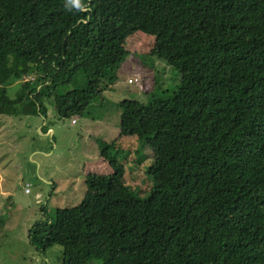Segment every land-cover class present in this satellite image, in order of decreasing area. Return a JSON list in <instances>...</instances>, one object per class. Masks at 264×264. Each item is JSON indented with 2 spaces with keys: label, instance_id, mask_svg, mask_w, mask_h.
Masks as SVG:
<instances>
[{
  "label": "trees",
  "instance_id": "1",
  "mask_svg": "<svg viewBox=\"0 0 264 264\" xmlns=\"http://www.w3.org/2000/svg\"><path fill=\"white\" fill-rule=\"evenodd\" d=\"M79 3L0 0V113L31 97L44 116L50 95L58 117L85 113L135 30L178 78L116 102L118 134L150 147L148 187L100 141L111 171L85 173L79 201L43 209L28 242L58 244L60 264H264V0Z\"/></svg>",
  "mask_w": 264,
  "mask_h": 264
},
{
  "label": "rangeland",
  "instance_id": "2",
  "mask_svg": "<svg viewBox=\"0 0 264 264\" xmlns=\"http://www.w3.org/2000/svg\"><path fill=\"white\" fill-rule=\"evenodd\" d=\"M152 43V36L140 30L128 34L124 45L129 52L116 70L112 88L104 89L79 116L58 117L52 95L42 99L44 116L31 97L0 113V264H60L61 247L54 243L43 251L35 248L27 240V229L43 216V209L53 217L56 207L78 202L85 173L111 171L98 142L114 139L124 180L148 187L145 170L151 162L150 147L138 148L134 135L118 134L116 102L128 97L145 101L153 86L171 89L175 85L178 74L172 66L161 58L143 57ZM129 77L137 80L127 82ZM18 82L5 84L10 97ZM68 87L66 83L57 90ZM87 264L99 260L91 258Z\"/></svg>",
  "mask_w": 264,
  "mask_h": 264
},
{
  "label": "built area",
  "instance_id": "3",
  "mask_svg": "<svg viewBox=\"0 0 264 264\" xmlns=\"http://www.w3.org/2000/svg\"><path fill=\"white\" fill-rule=\"evenodd\" d=\"M135 80H137V78H135V77H129V78H126V81H127V82H132V81H135ZM71 121H74V119L71 118ZM25 185H26V183H25ZM24 189L26 190L27 188L25 187Z\"/></svg>",
  "mask_w": 264,
  "mask_h": 264
},
{
  "label": "clouds",
  "instance_id": "4",
  "mask_svg": "<svg viewBox=\"0 0 264 264\" xmlns=\"http://www.w3.org/2000/svg\"><path fill=\"white\" fill-rule=\"evenodd\" d=\"M70 3H73L75 4L77 7H80V3H79V0H70Z\"/></svg>",
  "mask_w": 264,
  "mask_h": 264
},
{
  "label": "crops",
  "instance_id": "5",
  "mask_svg": "<svg viewBox=\"0 0 264 264\" xmlns=\"http://www.w3.org/2000/svg\"><path fill=\"white\" fill-rule=\"evenodd\" d=\"M109 88H112V84L111 85H109V87L108 88H106V89H109ZM71 122V121H70ZM72 122H74V121H72ZM71 122V123H72ZM48 131L50 132V129H48Z\"/></svg>",
  "mask_w": 264,
  "mask_h": 264
}]
</instances>
